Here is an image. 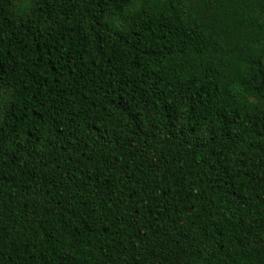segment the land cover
<instances>
[{"label": "trees", "instance_id": "1", "mask_svg": "<svg viewBox=\"0 0 264 264\" xmlns=\"http://www.w3.org/2000/svg\"><path fill=\"white\" fill-rule=\"evenodd\" d=\"M0 264H264V0H0Z\"/></svg>", "mask_w": 264, "mask_h": 264}]
</instances>
